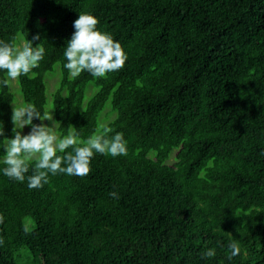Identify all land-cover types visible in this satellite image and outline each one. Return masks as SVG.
I'll use <instances>...</instances> for the list:
<instances>
[{
	"label": "trees",
	"instance_id": "1",
	"mask_svg": "<svg viewBox=\"0 0 264 264\" xmlns=\"http://www.w3.org/2000/svg\"><path fill=\"white\" fill-rule=\"evenodd\" d=\"M80 13L121 44V70L70 76ZM37 33L45 56L18 78L23 99L45 114L58 62L59 136L108 127L128 155L97 153L88 175L49 174L39 189L0 163V264H264V0H0V41ZM108 99L117 114L99 128ZM12 100L0 85V140L13 135Z\"/></svg>",
	"mask_w": 264,
	"mask_h": 264
},
{
	"label": "clouds",
	"instance_id": "2",
	"mask_svg": "<svg viewBox=\"0 0 264 264\" xmlns=\"http://www.w3.org/2000/svg\"><path fill=\"white\" fill-rule=\"evenodd\" d=\"M99 21L88 13H80L74 21L75 29L71 39L67 42L64 51L66 63L64 67L72 78H77L83 72L90 73L95 78H106L110 72L121 70L127 60L121 44L114 40L111 34L97 29ZM39 33L31 40H26L22 46L15 43L0 41V70L7 74V79L0 80V85L9 86L22 75H28L39 67L44 59L45 48L41 43L33 46L40 40ZM12 132L14 138L5 137L0 143L4 154L0 163L5 167L3 174L12 180L25 182L29 189H39L49 183V174H67L86 176L90 173L91 160L95 154L110 155L112 157L127 156V141L123 133L109 135L113 130L104 127L86 140H81L74 131L67 135L58 136L53 127L43 123L52 120L49 114L42 115L34 104L13 106ZM38 119L41 123H33ZM30 126L31 131L24 135L22 129ZM4 136L3 127L0 128V137ZM70 149V150H69ZM59 153V154H58ZM31 169V175H26ZM118 199L116 192L109 193ZM4 217L0 215V223ZM230 255L228 259L240 254L241 248L237 241L229 243ZM216 255L214 249L209 248L203 258H212Z\"/></svg>",
	"mask_w": 264,
	"mask_h": 264
},
{
	"label": "rangeland",
	"instance_id": "3",
	"mask_svg": "<svg viewBox=\"0 0 264 264\" xmlns=\"http://www.w3.org/2000/svg\"><path fill=\"white\" fill-rule=\"evenodd\" d=\"M19 41H22V39L20 38ZM22 42H20L17 46H22V44H23ZM59 66H60V64L58 62L55 63L53 70L48 71L45 74L46 94H47V101L45 104V114L51 115L53 119L43 121V123L49 127L54 126V130L58 136H59V132H58V128H57L58 123H57V120L55 119L54 112H53V106H52V92L57 88V86L59 84V79H60V72H59L60 67ZM9 88L13 94V100H12V104H11L12 109H13V106L19 107L22 105L29 104L28 102H26L23 99L22 93L20 91L18 79L14 80V81L10 80ZM96 90H97V87L93 84V82L90 81L85 88L83 104H85L89 100V98L96 92ZM105 107H106V109L98 117L99 128H101L103 125H105L106 123L111 121L117 114L116 111L111 110L110 99L107 100ZM108 109H109V113H107ZM12 124H13V122H12ZM27 131H28V126H25L22 129V134H25ZM11 138H14V134L12 135ZM0 160H2V157L0 158ZM169 161H171V158L169 159ZM26 252H28L26 250V248L23 247L20 249V253H23V256L26 255Z\"/></svg>",
	"mask_w": 264,
	"mask_h": 264
}]
</instances>
